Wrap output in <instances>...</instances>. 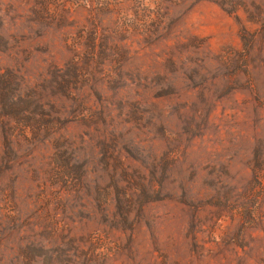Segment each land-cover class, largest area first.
I'll return each mask as SVG.
<instances>
[{
	"label": "rangeland",
	"instance_id": "1",
	"mask_svg": "<svg viewBox=\"0 0 264 264\" xmlns=\"http://www.w3.org/2000/svg\"><path fill=\"white\" fill-rule=\"evenodd\" d=\"M0 264H264V0H0Z\"/></svg>",
	"mask_w": 264,
	"mask_h": 264
}]
</instances>
